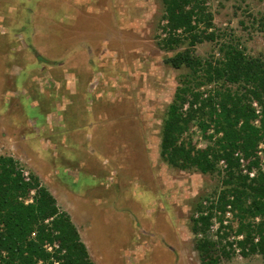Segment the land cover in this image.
<instances>
[{"label": "rangeland", "instance_id": "rangeland-1", "mask_svg": "<svg viewBox=\"0 0 264 264\" xmlns=\"http://www.w3.org/2000/svg\"><path fill=\"white\" fill-rule=\"evenodd\" d=\"M208 6L216 39L198 44V57L218 60L231 43L264 59V0ZM163 14L162 0H0V155L39 177L98 264H201L196 208L224 187L222 164L204 175L161 158L168 106L190 75L166 63L187 45L161 46ZM185 139L209 144L196 124ZM221 264H264V255Z\"/></svg>", "mask_w": 264, "mask_h": 264}, {"label": "trees", "instance_id": "trees-1", "mask_svg": "<svg viewBox=\"0 0 264 264\" xmlns=\"http://www.w3.org/2000/svg\"><path fill=\"white\" fill-rule=\"evenodd\" d=\"M162 3L161 46L174 51L187 45L166 63L175 69L186 68L190 75L179 83L168 106L161 158L179 170L204 175L218 172L222 161L226 164L224 187L217 200H207L208 205L200 202L193 219L192 231L201 236L196 240L201 264H221L224 257L231 255L222 242L223 236L214 240L209 235L214 217L218 212L225 214L229 207L239 220L238 234L245 236L239 242L243 255H264V172L258 156L264 141V59L250 58L238 45L229 43L221 45L218 60H202L195 53L196 46L216 39L209 0ZM204 84H215L217 88L204 95L200 91ZM227 84L243 85L245 91L233 92ZM254 103L260 108L259 114ZM256 120L260 126L255 125ZM193 124L209 141L205 149L185 139ZM238 152L249 171L257 170L254 178L241 173ZM24 174L19 161L0 155V264H54L44 245L55 241L60 243L54 255L60 264H93L70 216L60 210L37 175ZM31 192L32 202L26 203ZM256 217L261 218L257 225L252 223Z\"/></svg>", "mask_w": 264, "mask_h": 264}, {"label": "built area", "instance_id": "built-area-1", "mask_svg": "<svg viewBox=\"0 0 264 264\" xmlns=\"http://www.w3.org/2000/svg\"><path fill=\"white\" fill-rule=\"evenodd\" d=\"M254 107L257 110V113H260V108L257 105V103L253 104ZM256 126H260L259 120L255 121ZM258 156L261 158V169L264 172V141L259 145L258 148ZM236 157L239 158L240 161V170L243 175H248L250 178H254L257 175V170L253 169L252 171H249L247 168V162L242 156L240 152L236 153ZM220 164L224 165L226 167V164L224 161H222ZM25 177H28V174H24ZM34 194V193H33ZM32 202V199L30 200ZM205 205H208L207 202L204 203ZM221 219H219V217ZM235 216L233 212L229 210L225 214H221L220 212L217 213V216L214 217L212 226L210 228V232L216 237V239L220 238L219 235L223 236L222 242L224 245H226L227 249L231 252V255H236L239 258H243L242 248L239 245L240 241H243L245 236L244 234H238L237 229L238 226L234 223ZM261 221L260 217H256L252 219V223L257 225ZM49 221H46L48 224ZM36 234H32V238H35ZM256 242H258V238L255 239ZM44 249L52 255L51 261L54 262V264H60V261H57L55 259L54 255L56 252L60 249V243L55 241L54 243H45ZM62 255L65 254V251L61 253ZM5 252H3V256L5 257ZM38 264H42V261H39Z\"/></svg>", "mask_w": 264, "mask_h": 264}, {"label": "crops", "instance_id": "crops-1", "mask_svg": "<svg viewBox=\"0 0 264 264\" xmlns=\"http://www.w3.org/2000/svg\"><path fill=\"white\" fill-rule=\"evenodd\" d=\"M77 229H78V232H79V235L81 237L82 242L87 247V250H88V253H89V256H90V259H91L92 263L93 264H98L97 263L99 261L98 256H97L98 254L94 250V247L92 245V242H91L90 238L88 237L86 232H83V231L81 232V230L79 228H77Z\"/></svg>", "mask_w": 264, "mask_h": 264}]
</instances>
